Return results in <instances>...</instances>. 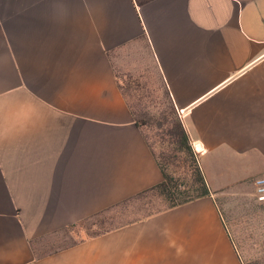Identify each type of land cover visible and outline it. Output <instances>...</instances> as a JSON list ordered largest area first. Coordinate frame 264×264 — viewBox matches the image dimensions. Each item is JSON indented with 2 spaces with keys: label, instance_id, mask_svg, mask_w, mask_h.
<instances>
[{
  "label": "crops",
  "instance_id": "obj_1",
  "mask_svg": "<svg viewBox=\"0 0 264 264\" xmlns=\"http://www.w3.org/2000/svg\"><path fill=\"white\" fill-rule=\"evenodd\" d=\"M139 90L211 195L37 255L163 181ZM262 176L264 0H0V264H242L218 196Z\"/></svg>",
  "mask_w": 264,
  "mask_h": 264
},
{
  "label": "rangeland",
  "instance_id": "obj_2",
  "mask_svg": "<svg viewBox=\"0 0 264 264\" xmlns=\"http://www.w3.org/2000/svg\"><path fill=\"white\" fill-rule=\"evenodd\" d=\"M139 92L144 93L139 105H141L140 109L147 112L144 117L148 121L144 122L148 127L150 142L156 153L161 155L166 151L165 148L163 149L161 138L172 119V111L163 98L152 96L150 91L139 90ZM165 118L169 122L161 126L165 123ZM261 181H264V176L240 183L218 196L226 229L242 264H264V200L260 199L257 192L258 182ZM154 202L157 203V199L153 194L133 198L110 211L82 222L76 228H64L36 240L33 243L35 252L37 255L48 254L58 248L69 246L87 234L133 221L143 216L150 203Z\"/></svg>",
  "mask_w": 264,
  "mask_h": 264
},
{
  "label": "trees",
  "instance_id": "obj_3",
  "mask_svg": "<svg viewBox=\"0 0 264 264\" xmlns=\"http://www.w3.org/2000/svg\"><path fill=\"white\" fill-rule=\"evenodd\" d=\"M129 87L132 89L131 85H129ZM168 105L170 111H172V119L169 122L168 119L165 118V123L161 125L164 126L166 122H169L167 125L168 128L165 129L161 138L162 145L164 146L163 149L165 148L166 151L161 153V155H158L150 142V147L162 172L163 181L160 184L92 217L110 211L133 198L147 194H153V197L157 199V203H150V207L147 209L146 213L143 216L135 218L133 221H129L119 226H111L104 230L95 231L92 234H87V236L81 237L79 240L99 236L128 224L144 220L165 210L173 209L211 195L210 188L200 166L199 153L194 149L175 107L171 104ZM144 121L147 122L148 120L144 119L141 121L143 122L142 125L147 126ZM92 217L85 219L82 222H85ZM77 225H72L68 228H76Z\"/></svg>",
  "mask_w": 264,
  "mask_h": 264
},
{
  "label": "built area",
  "instance_id": "obj_4",
  "mask_svg": "<svg viewBox=\"0 0 264 264\" xmlns=\"http://www.w3.org/2000/svg\"><path fill=\"white\" fill-rule=\"evenodd\" d=\"M257 192L260 195V199L264 200V181L258 182Z\"/></svg>",
  "mask_w": 264,
  "mask_h": 264
}]
</instances>
